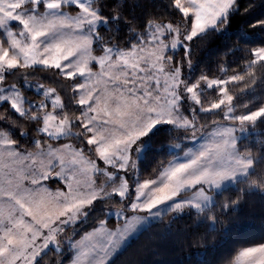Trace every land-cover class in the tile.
I'll return each mask as SVG.
<instances>
[{"label": "snow or ice", "instance_id": "1", "mask_svg": "<svg viewBox=\"0 0 264 264\" xmlns=\"http://www.w3.org/2000/svg\"><path fill=\"white\" fill-rule=\"evenodd\" d=\"M258 6L0 0V264H112L150 220L185 212L196 231L170 242L227 236L245 194L264 196V18L239 19ZM237 89L253 95L239 104ZM145 138L167 149L145 154L147 175ZM217 264H264V241Z\"/></svg>", "mask_w": 264, "mask_h": 264}, {"label": "trees", "instance_id": "2", "mask_svg": "<svg viewBox=\"0 0 264 264\" xmlns=\"http://www.w3.org/2000/svg\"><path fill=\"white\" fill-rule=\"evenodd\" d=\"M126 3L132 5L134 0H125ZM136 3H143L144 0H135ZM159 3L160 0H153ZM243 4L244 0H240ZM132 11H139V9H130ZM264 18V6H258L245 15L240 17V21L245 24H253L257 19ZM264 33V28L259 26L252 30V38L258 39L260 34ZM236 35V25H233L228 32L219 37L211 49V51L219 50L222 46L227 45V37ZM197 57L201 59V63L208 64L209 68L214 67V61L209 57L207 51L198 52ZM238 60L237 57H230L229 64H234ZM199 65L196 66L198 71ZM257 94L264 89L257 86ZM237 96V103H245L252 95V92L247 93V96L235 90ZM256 103H260L259 100ZM167 129L170 126H162ZM152 133L151 135H153ZM150 135V136H151ZM156 152L159 155L161 152L167 154V149H153L148 147L144 153V159L139 161L141 171L145 175L152 171L156 155L147 157L146 153ZM236 191L235 185L225 188L218 195H234ZM245 200L242 202L240 208L235 213V223L228 230L229 234L225 237L220 233L215 234V241H212V234L209 233V242L213 243L205 249H199L195 246L191 248L183 246L180 243L170 242L169 237L173 239L186 235V239H190V233L196 231V227L192 224V213L185 212L179 218L171 222L165 219L164 222H154L151 227L144 230L137 238L129 243L126 248L118 254L112 261V264H217V261L229 254L234 248L238 250L242 244L250 242L264 241V196L257 191L245 194ZM92 215V214H91ZM90 215V216H91ZM204 223L203 220L198 224ZM199 231H205L203 228ZM235 255V252H232ZM46 260H54L55 257L49 253Z\"/></svg>", "mask_w": 264, "mask_h": 264}, {"label": "rangeland", "instance_id": "3", "mask_svg": "<svg viewBox=\"0 0 264 264\" xmlns=\"http://www.w3.org/2000/svg\"><path fill=\"white\" fill-rule=\"evenodd\" d=\"M162 126H169V125H162ZM162 126H157V128H160V127H162ZM156 131V129H154L153 130V133ZM152 133H150L149 135H151ZM189 143H191V145H189V146H195L196 145V141H192V142H189ZM149 146H148V144H147V141H146V138H145V147H143L142 149H141V157H140V160L139 161H141L142 159H144V153H145V150L148 148ZM231 185H233V184H231V183H228V182H225L222 186H221V189H219L218 190V194L219 193H221L225 188H227V187H229V186H231ZM190 195V194H189ZM89 215H91V213L89 214ZM154 222H157L156 220H150L149 221V224L151 225V224H153ZM146 228H148L147 226H146ZM144 230H142L141 232H138V233H134V234H132L130 237H129V239H128V241L126 242V244L116 253V255L113 257V260L118 256V254L120 253V252H122L125 248H126V246L129 244V243H131L135 238H137L142 232H143Z\"/></svg>", "mask_w": 264, "mask_h": 264}]
</instances>
